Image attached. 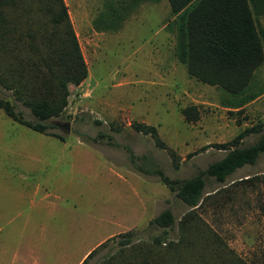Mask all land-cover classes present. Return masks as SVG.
I'll use <instances>...</instances> for the list:
<instances>
[{
    "label": "rangeland",
    "instance_id": "rangeland-1",
    "mask_svg": "<svg viewBox=\"0 0 264 264\" xmlns=\"http://www.w3.org/2000/svg\"><path fill=\"white\" fill-rule=\"evenodd\" d=\"M117 1L64 0L88 74L69 84L66 107L47 121L56 135L19 123L0 108V264H79L111 237L87 261L97 264L117 249L121 232L131 230L133 241L149 242L162 231L149 221L165 208L175 217L167 237L175 238L188 207L145 170L190 177L224 155L215 144L264 121V62L246 89L257 95L237 107L229 92L190 75L177 58L168 0H142L122 19H104L101 14ZM33 16L45 25L47 16ZM260 21L264 27V13ZM189 105L198 112L192 121L182 113ZM134 121L154 124L167 148L136 131ZM260 135L264 126L244 135L241 144ZM168 148L179 155L178 167ZM248 174H257L254 184L239 181ZM217 187V201L208 199L200 215L247 262L262 261L264 155L223 183L207 177L204 190Z\"/></svg>",
    "mask_w": 264,
    "mask_h": 264
},
{
    "label": "trees",
    "instance_id": "trees-1",
    "mask_svg": "<svg viewBox=\"0 0 264 264\" xmlns=\"http://www.w3.org/2000/svg\"><path fill=\"white\" fill-rule=\"evenodd\" d=\"M140 1L118 0L116 7L101 16L122 19ZM168 2L175 54L188 73L225 89L237 107L254 98L257 92L246 89L255 69L264 62V27L260 21L264 0ZM34 11L47 16L45 25L36 23ZM87 74L64 0H0V108L9 117L36 131L56 135L47 130L52 126L47 121L66 107L69 84H79ZM19 105L27 107L35 120L28 119ZM182 113L187 121L198 117L195 105L185 106ZM263 126L264 121L241 130L229 141L215 144L225 149L224 155L190 177L171 178L160 168L146 169L147 173L158 175L188 207L177 222L178 235L167 237L168 230L174 228L175 217L171 209L165 208L149 221L162 229L149 242L133 241L131 230L121 232L117 234V249L97 264H264V259L247 262L238 255L199 211L208 199V204H214L216 193L226 187L205 191L207 177L223 183L234 170L254 164L264 155V135L241 144L244 135L260 131ZM132 127L150 135L157 147L167 148L154 124L134 121ZM168 152L172 164L178 167L179 155L172 148ZM256 175L248 174L239 181L254 184ZM260 205L264 210V202ZM110 239L89 251L79 264H87Z\"/></svg>",
    "mask_w": 264,
    "mask_h": 264
},
{
    "label": "crops",
    "instance_id": "crops-1",
    "mask_svg": "<svg viewBox=\"0 0 264 264\" xmlns=\"http://www.w3.org/2000/svg\"><path fill=\"white\" fill-rule=\"evenodd\" d=\"M158 1H160V0H158ZM158 1H154V2H158ZM166 25H168V23H166ZM172 27V30L174 31V29H173V26H171ZM106 28V27H105ZM113 28V27H112ZM109 29V28H108ZM174 34H175V31H174Z\"/></svg>",
    "mask_w": 264,
    "mask_h": 264
}]
</instances>
